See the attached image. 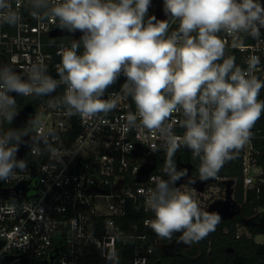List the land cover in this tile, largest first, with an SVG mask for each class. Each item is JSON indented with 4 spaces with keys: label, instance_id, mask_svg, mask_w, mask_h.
<instances>
[{
    "label": "clouds",
    "instance_id": "clouds-1",
    "mask_svg": "<svg viewBox=\"0 0 264 264\" xmlns=\"http://www.w3.org/2000/svg\"><path fill=\"white\" fill-rule=\"evenodd\" d=\"M27 4L33 17L55 18L59 29L82 35L58 51V79L48 74L43 63L31 64L26 78L10 65L0 64V126L12 124L18 115L13 93L51 97L61 86L63 96L50 100V106L61 104L70 116L108 113L115 101L105 99V93L123 74L126 81L121 90L131 97L138 114H130L128 124L135 126L139 118L144 128L166 138L163 171L168 179H157L147 197L154 213L149 221L152 231L166 240L180 233L178 242L187 245L215 231L221 215L203 211L191 195L175 186L185 177L188 184L197 181L187 169L177 170L174 157L181 147L190 150L201 161L199 181L206 182L250 140L251 129L264 113V101L258 99L264 81L253 74L259 58L250 57L247 70L242 69L234 57L225 58V44L218 34L260 37L264 6L258 0H163L169 19L157 20L155 16L145 19L151 0H60L55 4L27 0ZM20 21L21 14L10 0H0V23L15 26ZM176 21L177 29L169 33ZM178 112L185 129L180 143L166 123ZM48 135L30 137L27 130H0V181L12 179L17 170L27 167L24 159H17L21 145L36 153L43 143L52 151ZM127 148L131 150L132 145ZM106 259L119 264L115 252Z\"/></svg>",
    "mask_w": 264,
    "mask_h": 264
},
{
    "label": "built area",
    "instance_id": "built-area-1",
    "mask_svg": "<svg viewBox=\"0 0 264 264\" xmlns=\"http://www.w3.org/2000/svg\"><path fill=\"white\" fill-rule=\"evenodd\" d=\"M158 1L159 10H163V0ZM10 2L21 14V21L15 26L0 23V64L10 65L26 78L31 64L43 63L48 74L58 79V51L80 38L75 32L53 37L54 32L66 31L58 28L55 18L33 17L27 0ZM58 2L52 0L53 4ZM258 2L264 6V0ZM177 27L178 21L173 22L169 33ZM218 35L225 52L241 56L240 66L236 65L242 69L247 70L250 57H258L253 74L264 81V28L257 38L244 33ZM64 92L65 87L61 86L51 97L16 98V106L22 110L31 108L30 117L37 122L27 123L31 125L27 130L30 137L51 133L47 139L53 150L41 143L33 153L30 146L24 145L22 159L27 167L17 170L12 179L0 181V264H82L86 253L102 249L109 240H118L131 251L132 264H152L155 253L167 249L164 239L149 233L154 213L147 205L155 181L168 179L163 167L157 169L158 161L165 163L166 138L144 128L139 118L135 126L128 124L127 117L137 114V110L131 97L121 89L105 93V99L115 101V108L93 117L70 116L65 106L49 105L50 100H58ZM263 96L264 88L258 99ZM182 119L178 112L166 122L178 143L185 132ZM30 137H24L29 144ZM254 138L252 135L242 147L244 184L246 190L259 192L264 184L262 172L258 183L249 176V168L254 165ZM129 144L131 150L127 148ZM190 158H194L191 151L181 147L174 160L189 162ZM154 165L151 172L141 174L144 167ZM194 179L200 182L199 178ZM229 181L216 177L195 187L180 180L175 186L206 211L205 205L212 198L208 192ZM131 208L146 218L140 224L124 226Z\"/></svg>",
    "mask_w": 264,
    "mask_h": 264
},
{
    "label": "trees",
    "instance_id": "trees-1",
    "mask_svg": "<svg viewBox=\"0 0 264 264\" xmlns=\"http://www.w3.org/2000/svg\"><path fill=\"white\" fill-rule=\"evenodd\" d=\"M150 16L156 17L154 13H150L147 14L145 19ZM228 57H234L235 63L240 66V55L225 52V58ZM125 81L126 77L121 74L106 92L121 89ZM259 100L264 101V96ZM17 111L18 113L22 111L21 106L17 107ZM30 127L31 125L27 124L17 129L25 131ZM10 128H14V121L12 124L3 123L0 130L7 131ZM251 132L255 136L253 139V164L262 170L260 178L264 179V113L257 120ZM244 156L243 148L235 151L233 158L223 165L216 176L236 182L233 203L237 211L234 216L222 217L215 231L211 232L200 242L188 245L190 248L185 251L177 250V254L173 255H166L161 250L157 251L152 258V264L157 260H160L157 264H264V244L255 241L256 236L264 233L263 228L254 223H248L251 219L257 222L260 218L258 217L259 210L264 209V184H261L259 192L245 189ZM186 163L189 164L193 177L199 178L200 159L190 158L189 162ZM157 165V169L160 167L164 169L165 163L158 161ZM215 178H211L209 181ZM145 218L146 215L131 208L123 225L140 224ZM241 225L247 228L250 236L247 234L240 236L238 234V227ZM149 233L156 235L152 230ZM176 237L177 234H173L170 240L164 239V243L169 244ZM179 238L180 236L177 237V244L179 243ZM112 252L116 253L119 264H132L131 251L126 249L122 242L118 240L105 241L102 249H91L82 258V264H111V261H108L106 256Z\"/></svg>",
    "mask_w": 264,
    "mask_h": 264
},
{
    "label": "rangeland",
    "instance_id": "rangeland-1",
    "mask_svg": "<svg viewBox=\"0 0 264 264\" xmlns=\"http://www.w3.org/2000/svg\"><path fill=\"white\" fill-rule=\"evenodd\" d=\"M159 9H160L159 1L158 0H151L150 7L148 9V14L154 13L156 15V13ZM176 165H177L178 170L187 169L188 170V176L193 177L191 170L189 169V164H187L186 162H180V163H176ZM261 172H262V170L255 165H253L251 168H249V176L253 177L255 179L256 183H258L259 175L261 174ZM186 181H187V177L181 179V182L183 184H188ZM235 184H236V182H234V181H229L228 183L220 184L219 185V187H220L219 189L221 190L220 192H219V189H217L215 186H214L213 190L210 189L211 191H209L208 193L212 198L206 203L205 208L211 212L212 210H214L213 208H214L215 203H217L216 206H218L219 204H221V202H223V203L229 202V201L233 202ZM207 188H209V186ZM233 209H236L235 205H234ZM258 217H260V218L257 222H254L251 219L248 221V223H254L257 226H261L263 228V231H264V209L259 210V216ZM176 234H177V237L180 236V233H176ZM238 234L240 236H242L243 234H247L250 236L247 228L244 227L243 225L238 227ZM255 240L257 243L264 244V233L260 234L258 237H256ZM173 241H174V239L168 245H166V247L171 248L173 246V244H172ZM182 246H184L183 251H185L187 248L188 249L190 248L187 244L179 242L177 244V249L179 247H182Z\"/></svg>",
    "mask_w": 264,
    "mask_h": 264
},
{
    "label": "water",
    "instance_id": "water-1",
    "mask_svg": "<svg viewBox=\"0 0 264 264\" xmlns=\"http://www.w3.org/2000/svg\"><path fill=\"white\" fill-rule=\"evenodd\" d=\"M156 19L157 20H168L169 19V17L168 16H166L165 15V13H164V11L163 10H159V11H157V13H156ZM68 31H64V32H54L53 33V37H57V36H62V37H64V36H67L68 35ZM75 34L80 38L81 37V35H82V33L81 32H79V31H77V32H75ZM13 97L16 99L18 96H16L15 94H13ZM32 113V109L31 108H26V109H24V110H22L21 112H19L18 113V115L16 116V118L14 119V127L15 128H18L19 126H21V125H23L24 123H26V122H30V121H32L33 119H32V117H30V114ZM23 150H24V145H21L20 146V150H19V152H18V154H19V158L18 159H22V153H23ZM149 167V168H148ZM148 167H144L143 168V170H142V175H144L145 174V172H147L148 171V173L149 172H151L154 168H155V165L154 166H148ZM192 179H194L193 177H191ZM197 181V180H196ZM207 182H209V180H207L206 182H196L195 184H193V186H195V187H199V185L201 184V185H204L205 183H207ZM235 210H232V213L233 214H235L236 212H234ZM211 212H213V211H211ZM232 251V250H231ZM230 251V252H231Z\"/></svg>",
    "mask_w": 264,
    "mask_h": 264
},
{
    "label": "flooded vegetation",
    "instance_id": "flooded-vegetation-1",
    "mask_svg": "<svg viewBox=\"0 0 264 264\" xmlns=\"http://www.w3.org/2000/svg\"><path fill=\"white\" fill-rule=\"evenodd\" d=\"M227 206H228V204H221V205L213 208L214 210H212V211L218 212L220 215H224V214L227 215L228 213H231L230 209ZM172 244H173V246L168 249V254H171V255L177 254V239H175Z\"/></svg>",
    "mask_w": 264,
    "mask_h": 264
},
{
    "label": "crops",
    "instance_id": "crops-1",
    "mask_svg": "<svg viewBox=\"0 0 264 264\" xmlns=\"http://www.w3.org/2000/svg\"><path fill=\"white\" fill-rule=\"evenodd\" d=\"M27 123H28V122H26L25 124H27ZM21 126H23V125H21ZM19 127H20V126H19ZM14 129H17V128L14 127ZM231 200H232V199H231ZM216 204H217V203L214 204V208L217 207ZM221 204H228L227 207H228V208L230 209V211H231V213H228L227 215H226V214L221 215V217H223V218H227V217L234 216V214L232 213V210H235L234 212H236L237 210H236V209H233V207H234V205H233L234 203H233V202H230V201H229V202H224V203L221 202ZM221 204H219V205H221ZM219 205H218V206H219ZM207 211H209V210H207ZM209 212H210V211H209ZM258 236H259V235H258ZM258 236H256V237H258ZM256 237H255V239H256ZM175 239H177V237H176ZM175 239H174V240H175ZM163 241H164V240H163ZM255 241H256V240H255ZM164 244H165V246L168 245L167 243H164ZM166 248H167V247H166ZM168 249H169V248H167V250L164 251V254H166V255L168 254ZM183 249H184V246L179 247L177 250L180 251V250H183ZM187 249H188V248H187Z\"/></svg>",
    "mask_w": 264,
    "mask_h": 264
}]
</instances>
